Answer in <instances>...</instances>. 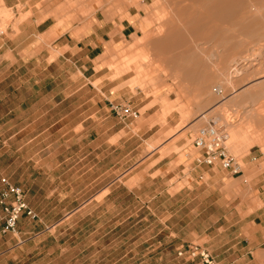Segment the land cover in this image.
I'll return each instance as SVG.
<instances>
[{"label": "rangeland", "instance_id": "374dc122", "mask_svg": "<svg viewBox=\"0 0 264 264\" xmlns=\"http://www.w3.org/2000/svg\"><path fill=\"white\" fill-rule=\"evenodd\" d=\"M63 1L53 11L61 23H89L117 14L122 19L128 8L140 9L138 32L111 46L96 61L97 72L88 74L112 102H130L141 114L122 121L129 127L123 140L116 135L121 124L108 142L100 137L97 144L102 145L91 156L95 146L80 145L72 129L77 120L66 119L64 132L39 137L32 149L2 153L0 178L21 185L28 197L46 192L82 195L57 201L61 209L77 207L66 217L64 212L44 211L49 223H61L59 233L70 251H82L80 258L75 254V262L67 257L66 264H79L78 258L81 264H201L199 259L178 256L180 247L191 243L208 248L218 264H264V242L255 238L264 234V208L259 210L264 201V2L245 0L248 9L252 3L259 8L253 33L217 22L228 32L219 45V38L193 42L183 14H206L193 1ZM22 8L0 0L3 40L30 15ZM168 29L182 31L188 42L200 47V57L198 52L194 60L175 59L174 50L167 54L156 48ZM199 61L202 65L196 66ZM181 62L184 70L178 68ZM190 66L202 75L200 80L188 78ZM42 72L40 66L18 76L40 80ZM8 75L3 70L2 78ZM77 104L68 100L54 110L51 104L52 113L70 112ZM210 122L229 134V147L242 173L232 176L221 168L213 180L205 171V178L192 173L200 155L194 137ZM257 139L261 142L254 143ZM192 176L204 184L193 188ZM87 196L92 198L85 200ZM38 215L35 222L41 223Z\"/></svg>", "mask_w": 264, "mask_h": 264}, {"label": "crops", "instance_id": "0c3cea01", "mask_svg": "<svg viewBox=\"0 0 264 264\" xmlns=\"http://www.w3.org/2000/svg\"><path fill=\"white\" fill-rule=\"evenodd\" d=\"M3 1L16 9L21 4L23 12H30V15L20 23L18 31L12 28V35L6 41L0 38V157L5 152L27 150L28 146L32 149L39 137L49 136L52 131L64 132V121L71 118L77 120L72 128L76 130L77 142L95 146L88 156L98 152L102 145L97 144L100 137L108 142L120 124L122 128L116 135L119 141L123 140L128 125L107 108L108 95L101 93L89 78L93 74L88 73L97 72L96 61L111 46L138 32L136 16L141 14L140 9L136 6L128 8L129 12L124 11L127 15L122 19L117 14L111 18L97 17L89 23H61L53 11H58L63 0L45 2L41 7L37 4L44 0H11L10 4L9 0ZM49 11L53 13L44 18ZM40 66L43 79L35 80L33 75L19 78L20 71L33 72ZM3 70L10 72L8 76L13 75L16 80L8 81V76L2 78ZM70 88L71 92L68 91ZM70 97L74 99L70 100ZM68 100L78 103L72 111L58 116L52 113L51 104H54V110ZM217 169L221 171L220 166L197 165L192 173L196 178H205V171L213 180ZM196 178L192 176L190 182L193 188H200L204 183ZM70 194L46 192L38 193L37 197L27 196L31 208L37 215L41 213V223L35 222L36 218L22 216L17 233L5 232L0 221V264H66L67 257L69 262H75L76 255L80 258L81 249L75 255L70 251L72 247L67 246L68 241H63L59 233L63 228L61 223H49L47 218L52 212H64L66 217L77 209H61L62 204L57 202L68 196L82 199L80 194ZM38 200L43 202L38 203ZM262 208L264 201L259 210ZM94 229L96 231V226ZM255 238L264 242V234ZM79 258L77 261L81 264Z\"/></svg>", "mask_w": 264, "mask_h": 264}, {"label": "built area", "instance_id": "2783aa9c", "mask_svg": "<svg viewBox=\"0 0 264 264\" xmlns=\"http://www.w3.org/2000/svg\"><path fill=\"white\" fill-rule=\"evenodd\" d=\"M113 112L121 120L137 118L140 116L139 109L129 103L110 102ZM229 134L226 130L210 122L202 126L194 137L193 145L200 151L195 159L197 165L210 167L220 166L231 173L232 176L243 172L240 162L232 154L229 147ZM0 221L5 232H18V223L22 216L32 219L38 217L27 200L25 189L7 177L0 178ZM178 256L189 259H199L201 264H218L216 257L206 247L191 243L180 247Z\"/></svg>", "mask_w": 264, "mask_h": 264}, {"label": "bare ground", "instance_id": "6f19581e", "mask_svg": "<svg viewBox=\"0 0 264 264\" xmlns=\"http://www.w3.org/2000/svg\"><path fill=\"white\" fill-rule=\"evenodd\" d=\"M189 1L199 3V5H202L206 10V14L205 15L201 14L202 16L200 14L196 16L187 12L183 14L185 19L188 21V24L190 25V31L192 32L190 36L191 38H193V42L197 39L210 41L211 39L219 38V45H222L223 42H225L226 38L228 37V36L226 37L227 31L219 27L217 22L219 23L229 22L235 24L237 25V27H240L238 31L241 33L244 32L245 34L253 33L257 29L256 26L259 24V20H260L258 18L259 8L257 9L256 5L252 3L251 5H253V7L250 5V8L248 9L247 5L249 3H246L245 0H189ZM258 1L261 2V4L262 2H264V0H258ZM246 7L248 10H246ZM213 23H215L216 25H214ZM165 26L166 24H164L162 28ZM181 32L179 30L168 29L165 33V37L161 38L160 42L157 43V47L156 46L155 47L160 49L163 53H167V54H169L172 50H174L173 51L174 55H172V58L175 59L183 58L184 60L187 59L194 60L197 59L198 52L200 57L201 55L200 47H196L197 45L195 44L196 45L195 46L192 42L190 43V41L188 42L186 37ZM180 49L182 50L181 52ZM177 61L179 62L180 60ZM236 61L237 62L235 67L238 68L240 62H238V60ZM198 64L202 65V61H199V63H197L196 66ZM185 67L186 66H183L182 62L178 64V68L180 70H184ZM189 68H190L189 73L187 71L188 78L193 81H198V79L202 75L200 73H196L193 67L192 69L191 66ZM209 82L210 81H207L208 86L210 85Z\"/></svg>", "mask_w": 264, "mask_h": 264}]
</instances>
